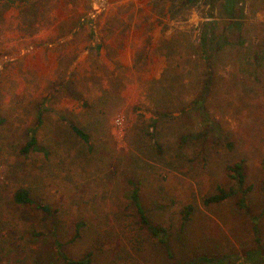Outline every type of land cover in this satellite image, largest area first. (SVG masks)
<instances>
[{"label": "rangeland", "instance_id": "obj_1", "mask_svg": "<svg viewBox=\"0 0 264 264\" xmlns=\"http://www.w3.org/2000/svg\"><path fill=\"white\" fill-rule=\"evenodd\" d=\"M15 1L0 0V264H65L57 242L74 259L94 251L92 264H196L203 257L264 264L263 256H246L264 250V0H243V44L207 0L194 8L179 0ZM214 20L231 45L221 47L224 58L208 75L195 46L202 25ZM206 80L205 107L232 150L193 110ZM39 100L75 118L92 134V149L45 112L38 137L48 153L23 154ZM161 108L173 117L154 132L151 118ZM204 130L208 143L180 141ZM241 160L255 187L247 208L238 207L239 197L205 207L206 197L231 185L227 166ZM131 180L147 214L169 227L168 247L146 240L137 226ZM19 188L54 215L16 207ZM188 204L195 212L183 230ZM78 222L87 226L73 241Z\"/></svg>", "mask_w": 264, "mask_h": 264}, {"label": "trees", "instance_id": "obj_2", "mask_svg": "<svg viewBox=\"0 0 264 264\" xmlns=\"http://www.w3.org/2000/svg\"><path fill=\"white\" fill-rule=\"evenodd\" d=\"M180 5L182 7L187 8H194L197 5L201 4L205 0H179ZM15 0H9V3H15ZM208 5L211 6L212 10L218 9L221 13L222 18L225 17L228 20H230L229 23H227V30L233 31L238 28V43L243 44L244 41L241 36L242 31V19L244 18V7H243V0H207L206 1ZM221 18V19H222ZM216 24L218 25V21L214 20L205 22L202 25V33L200 34L199 39V45L195 46V49L198 51V58H199V66L200 64L204 66L206 73L208 75L211 73L212 66L214 62L220 61L224 56H221L218 52L221 47L224 46H230L228 38L225 36L226 34H222L219 36L216 32ZM221 41H223V46H220ZM193 46V45H192ZM194 47V46H193ZM101 48V46H97L96 49ZM216 52V53H215ZM253 58H255L256 61H259L263 58L262 55H254ZM198 65V64H197ZM211 80V76L209 77ZM210 80H206L203 86V91L197 96L196 99H192L194 108L193 110L197 111L198 114H196L198 117H203V122L207 125L206 128L212 129L213 136L214 134L216 136L222 137V141H225L223 143L225 147L229 150H232L234 148V143L231 141H228V136H225V131L222 129V127L218 124V122L213 119L209 112L207 111L205 107V100H207V95L210 90ZM94 101L87 103L86 102V108L88 111H93ZM184 109V108H183ZM56 110L49 109L47 112L53 113ZM99 113L105 112V108H99ZM61 119V121L65 122L67 128L74 134L75 137H77L82 143L85 145H88L90 149H92L91 140L93 139L92 134L87 131L84 127H82L80 124L77 123L75 118H72L71 116H67L64 110H60L59 112H55ZM172 111L161 108L157 110L154 113V116L156 118H151V123L149 127L155 132L158 129V126L160 124V121L162 119H170L173 116ZM103 114V113H102ZM44 123L43 120V111H40L38 117H37V125H41ZM155 136L153 133L152 136ZM214 136V137H216ZM204 140L206 143H208L210 140H212V137L210 136L209 131H202V132H195L193 134H187L182 136L180 141L182 144L187 143L190 140ZM158 143V142H157ZM46 151L45 148H42L38 139L37 135V129H31L29 132V140L25 147L22 148V153L25 155L30 154L32 151ZM44 149V150H43ZM156 149L158 154L163 155L162 147L159 144H156ZM47 152V151H46ZM48 153V152H47ZM245 162L243 160L236 162L232 165L227 166V172L228 176L231 180V185L228 188L219 186L217 188V192L211 196L206 197L203 200L205 207H211L212 205L222 204L226 202L227 200L239 197L237 199V205L240 209L247 208L245 205L246 197L252 193L255 189L254 185L248 184V177L246 174V168H245ZM133 186V189L129 191V197L131 200V203L134 206L135 211V218L137 226L139 227L140 231H143V234L145 235V239H154L157 240L159 243H161L163 246L168 247L169 245V232L170 229L167 225L153 220L146 212L143 202L141 200L140 196V185L138 182H135L134 180H131L130 182ZM261 190L264 191V182L261 185ZM12 201L15 204L16 207H26L28 205H36L38 209H40L44 214L45 217H51L54 215V211L52 209V206L49 204H45L41 201H35L32 198V194L29 189L26 188H19L13 193ZM195 212V207L192 204L186 205L183 210L181 211V229L185 230V228L188 226V224L192 220V216ZM87 226L86 222H78L76 223V234L73 238V241H76L82 237V231L81 229L83 227ZM258 228V226L256 227ZM257 235H260V229L258 228ZM33 235L35 237H42V233H38L37 231L33 230ZM258 242H260V237H257ZM263 251V252H262ZM56 252L58 256L62 259V261L65 264H92L93 262V256L94 251L89 250L86 251V253L83 255L80 259H74L68 254H66L63 251V244L61 242H57L56 244ZM169 255H171L169 253ZM246 256L251 259H258L261 258V256L264 257V250L263 248H257L256 250H251L246 253ZM170 260L175 261L172 256H170ZM1 262V261H0ZM178 264H181L180 262H177ZM196 264H219L216 259L212 258H200L199 262Z\"/></svg>", "mask_w": 264, "mask_h": 264}, {"label": "crops", "instance_id": "obj_3", "mask_svg": "<svg viewBox=\"0 0 264 264\" xmlns=\"http://www.w3.org/2000/svg\"><path fill=\"white\" fill-rule=\"evenodd\" d=\"M41 101V103H40V108L37 110V114H36V120H37V117H38V115H39V113H40V111H43V114L46 112V113H48L47 112V110H49V109H47V105L49 104L48 103V101L49 100H47L46 102H44L45 100H39V102ZM55 108H53V110H54ZM50 110H51V108H50ZM59 111V110H58ZM45 124H47V122H45V120H44V123H42L41 125H36V127H35V129H37V135H38V131L39 130H41V128L45 125ZM38 139H39V137H38Z\"/></svg>", "mask_w": 264, "mask_h": 264}]
</instances>
